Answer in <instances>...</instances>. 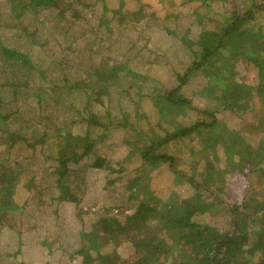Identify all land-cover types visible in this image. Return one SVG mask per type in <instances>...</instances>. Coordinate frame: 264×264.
I'll return each instance as SVG.
<instances>
[{
  "label": "rangeland",
  "instance_id": "obj_1",
  "mask_svg": "<svg viewBox=\"0 0 264 264\" xmlns=\"http://www.w3.org/2000/svg\"><path fill=\"white\" fill-rule=\"evenodd\" d=\"M26 1L0 0V197L7 200L0 204V213L4 220L15 222V227L10 230L14 234L0 235V264H23L11 256L15 250L11 242L15 234L25 233L28 217L40 222L57 217L63 222V227L57 235H52L53 238L47 239L41 232L34 236L39 239L36 242L30 240L33 235L30 228L26 230L28 242L25 246L30 253L39 254L33 252L37 247L42 254H47V247L51 251L64 247L65 242L61 243L56 237L74 242L75 248L81 246V232L90 227L93 219L102 216L105 208H111L112 214L118 207L133 209L137 203L134 186L140 190L146 183L160 197L173 191L184 197L193 191L191 184L175 176L168 162H145L137 151L125 159L121 160V157L133 144L142 143L138 127L144 131L159 117V111L148 95L151 88L173 87L177 82L176 72H183L193 61V52L178 36L174 37L160 26L157 13L164 24L177 22L185 26L196 19L194 10H198L201 2L165 0L168 8L161 0H54L46 6L24 9L19 16L22 2ZM231 1L242 7L251 4V0H208L209 5L200 10L221 19L220 14L232 5ZM14 4L17 15L12 11ZM167 11H173L176 16L164 17ZM254 20L264 25V8L255 14ZM208 24L214 29L219 26L211 20ZM192 27L197 28L194 24ZM175 28L180 33L181 27ZM190 34L195 37L192 32ZM3 47L25 55L27 60L7 56ZM231 55L228 49H223L217 60L218 66L225 62L242 82H256L255 69L248 61ZM112 56L121 59L131 71L120 67L114 69ZM208 66L193 70L180 89L195 107L173 116L183 123H190L210 118L198 108H216V118L227 126L228 131L242 136L244 145L250 141L255 146L260 138H264V95L255 94L253 88L252 100L238 101L233 111L224 110L214 100V90L227 72L220 67L210 73L207 69L212 67ZM134 72L144 73L148 79L147 76L134 78ZM209 79L215 88L212 93L211 89L206 91ZM140 91L143 94L140 95ZM108 96L111 99L113 96L110 113H106ZM122 110L129 114L131 125L109 128L112 120L122 118ZM88 113H95L107 127L89 123ZM163 125L168 126V123ZM154 126L158 128L156 124ZM54 133H60V136ZM68 134L88 135L94 145L90 154L70 163L73 173L59 183L56 166L60 150L65 156L82 151L83 144L74 147L75 140H66ZM198 143L196 137L184 136L174 139L166 151L177 155L176 165L185 173H191L194 160H197V170L203 171L205 154L191 152L199 147ZM239 146L245 150L240 142ZM100 153L113 156L111 166L117 171L91 168L94 155ZM225 155L219 147L217 158L212 154L209 158L215 167L222 168L225 167ZM233 158L237 159L238 155L233 154ZM86 172L87 178L93 176L91 186H100L104 195L97 201L96 197H85L81 203L95 210L80 213L77 211L80 201L74 197L66 202L64 197L68 187L74 189V195H80ZM230 174L224 175L225 186L229 189L240 184L238 178ZM244 176H241L243 185L239 192L250 193L249 177L256 182L260 176ZM106 177L115 178V184H108ZM222 198H226L224 190ZM228 217V211L218 205L211 212L195 215L194 219L221 227L229 225ZM129 240L121 237V244L109 243L105 250L116 249L118 254L127 255L132 250ZM53 258L55 264L56 257ZM68 262L63 260L59 264ZM73 264H79V261L74 260Z\"/></svg>",
  "mask_w": 264,
  "mask_h": 264
},
{
  "label": "trees",
  "instance_id": "obj_2",
  "mask_svg": "<svg viewBox=\"0 0 264 264\" xmlns=\"http://www.w3.org/2000/svg\"><path fill=\"white\" fill-rule=\"evenodd\" d=\"M52 1L54 0L22 2L19 16L24 9L26 11L28 8L35 9L38 6H46ZM192 1L196 0L187 2ZM198 1L201 2L198 10L193 9L196 19L189 21L185 26H181V23L177 22L164 24L157 13L156 20L160 26L174 37L178 36L179 40L193 52L194 57L183 72H176L177 82L173 87L151 88L153 90L148 95L158 109L159 117L154 123L149 121L152 126H148L144 131L138 127L137 130L143 138L142 143L133 144V149L126 150L124 157H121V160L125 159V156H132L137 151L145 162H168L171 171L177 178L186 180L192 185V193L183 197L173 191L165 197H160L146 183L141 185L140 190L134 186L133 193L137 196V203L133 209L118 207L113 210L114 214H112L111 208H105L104 214L93 219L90 227L81 232V246L75 248L74 242L69 243L64 237H56L61 243L65 242L64 247L59 251H51L47 247L45 249H48L47 254H42L37 247L33 252L39 254L30 253V249L25 246L28 242L26 230L30 228L33 233L30 240L36 242L39 239L34 236L41 232L46 234L47 239L53 238L52 235H57L60 228L63 227V222L59 221L57 217H55L56 220H45L44 222L28 217L25 233L22 231L21 234H15V239L11 242L15 249L11 252L12 257L18 258L23 264H53V256L56 257L55 264H59L63 260L69 261L67 264H73L74 260H78L79 264H264V138H260L255 146L250 141L244 145L242 136L233 130L228 131L227 126L216 118V108L212 110L198 108L210 118L190 123H183L173 116L176 113L185 112L187 108L195 107L192 105L191 99L180 93V89L193 70L200 66L209 68L208 65H210L212 69H207L210 73L219 70L220 67L225 68L227 73L218 82L216 89L213 88L211 79L206 86L207 92L211 89L212 93V89H215L214 100L222 105L224 110L233 111L238 101L252 100L254 97V94L251 93L253 88L255 94L264 95V25L254 20L255 14L264 8V0H251V4L244 7L240 3L231 1L232 5L227 7L225 13L220 14L221 19L213 17L208 11L200 10V8L209 5L208 0ZM161 3L168 7L165 0H161ZM12 11L17 15L15 4L12 6ZM170 15L176 16L173 11H167L164 17L167 18ZM209 20L217 22L218 28L209 27ZM193 24L197 28H193ZM176 26L181 27L180 33L176 31ZM191 32L195 34L194 38L190 34ZM223 49H228L231 56L242 57L248 61L251 68L255 69L256 82H242L239 80L240 77H235L234 71L225 62H221V65L218 66L217 60L218 57H221ZM3 53L10 57L17 56L23 61L27 60L25 55L6 47H3ZM111 59L114 69L120 67L125 68L127 72L131 71L118 57L112 56ZM153 59L154 62L157 61L156 58ZM133 75L134 78H146L147 76L144 73L136 72ZM141 94L143 93L140 91ZM112 99L110 96L106 98V113H110V110L112 112L110 108ZM86 117L91 124L107 127L95 113H88ZM145 118L149 119L148 116ZM164 122L168 123V126H172L173 129L164 126ZM155 124L158 128H155ZM128 125H131L129 114L122 110V118L116 121L112 120V124H109L108 127ZM159 129L162 131L160 132ZM262 130L260 129V132ZM54 134L60 136V133ZM184 136L198 139L199 147L192 149L191 152L192 154L200 152L205 154V170H197L195 167L197 160H194L191 173L187 174L177 167V155L166 151V147L174 139ZM66 140L70 142L75 140L74 147L76 144L83 145H81V153L72 152L65 156L60 150L56 166L59 172V183L65 176L73 173L70 163L78 162L90 154L94 145V141L88 135L68 134ZM125 142L128 143V140ZM239 142L245 147V150L239 146ZM129 144L132 142L129 141ZM219 147L226 153L225 167L222 168L215 167L209 158L211 154L217 158ZM233 154H237L238 158H233ZM113 160V156L104 153L95 154L90 165L93 169H108L113 172L117 171L111 166ZM227 172H230L232 177L238 178L240 184L235 186L236 188L229 189L228 186H225L224 175ZM242 174L245 175L244 177L252 174L260 176L256 182L249 177L250 193L239 192L243 185ZM84 176H86L85 182L82 188L80 187V195H74V189L68 187L64 197L66 202L74 200V197L80 201L77 208L80 213L95 210L82 204L85 197H96L97 201L104 195V189L100 186H91L94 179L90 178L93 176L87 178V172ZM106 179L108 184L116 182L115 178L106 177ZM223 190L226 196L224 199L222 198ZM0 200V204L7 202V200H3L2 196ZM218 205L228 211L229 217L226 222L230 226L219 227L213 224L199 223L194 219L195 215L211 212ZM4 218L0 213L1 236L10 234L12 232L10 230L15 227L14 221H7ZM46 221H48L47 226L44 225ZM46 230L47 232H45ZM12 233L14 234V232ZM121 237L130 239L132 250L129 254L122 256L116 249L110 252L105 250V246L109 243L121 244Z\"/></svg>",
  "mask_w": 264,
  "mask_h": 264
}]
</instances>
